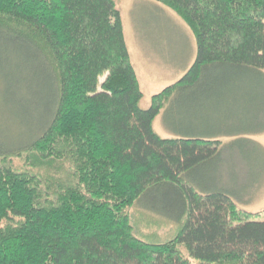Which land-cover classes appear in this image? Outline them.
Segmentation results:
<instances>
[{
  "label": "trees",
  "instance_id": "1",
  "mask_svg": "<svg viewBox=\"0 0 264 264\" xmlns=\"http://www.w3.org/2000/svg\"><path fill=\"white\" fill-rule=\"evenodd\" d=\"M151 1L188 24L197 51L143 110L113 0H0V67L46 95L30 135L0 142V264H264V220L210 188L220 137L184 128L221 87L245 82L223 100L249 110L236 137L264 134V0ZM166 104L172 139L152 125ZM25 154L37 172L6 165ZM135 206L178 226L175 238H136Z\"/></svg>",
  "mask_w": 264,
  "mask_h": 264
},
{
  "label": "rangeland",
  "instance_id": "2",
  "mask_svg": "<svg viewBox=\"0 0 264 264\" xmlns=\"http://www.w3.org/2000/svg\"><path fill=\"white\" fill-rule=\"evenodd\" d=\"M121 13L123 33L128 41L130 58L141 80L140 89L143 93L141 108L148 109L151 97L163 89L175 84L190 68L196 58L197 44L194 34L183 19L167 5L151 0H113ZM12 27L25 31L21 27ZM11 66V65H10ZM5 66L0 67V142L10 138L12 142L29 134L38 125L42 107L39 101L46 95L37 80L21 81L20 77L9 75ZM12 77V78H11ZM213 98L222 100L207 106L200 116V122L194 120L185 125L186 130L202 137H220L222 161L211 166L208 172L212 190L227 191L240 210L258 213L256 219L264 220V134L248 137H236L238 131L253 125L247 118L248 109L226 100L235 94L242 96L247 83L227 84L221 87ZM213 97V96H212ZM223 97L222 99H220ZM32 102V104H30ZM38 103V104H37ZM169 104L159 113L153 122L157 136L172 139L174 125L169 117ZM196 119V118H195ZM193 120V119H192ZM264 124V123H263ZM168 128V129H167ZM181 126L178 125L180 131ZM173 131V132H172ZM30 135V134H29ZM235 136V137H234ZM240 138L253 140L257 144H244L237 148L236 141ZM10 142V143H12ZM253 142V143H254ZM239 146V145H238ZM246 146V147H245ZM22 157L8 158L6 165L22 172L31 173L37 170ZM26 157V158H25ZM68 165H65L64 172ZM46 169L41 170L44 174ZM64 172H49L55 179L63 180ZM144 211V210H143ZM137 206L128 211L131 227L136 238L148 244H164L175 238L178 226L151 216Z\"/></svg>",
  "mask_w": 264,
  "mask_h": 264
},
{
  "label": "crops",
  "instance_id": "3",
  "mask_svg": "<svg viewBox=\"0 0 264 264\" xmlns=\"http://www.w3.org/2000/svg\"><path fill=\"white\" fill-rule=\"evenodd\" d=\"M122 25L124 26V28H125V25L123 24V22H122ZM126 41V40H125ZM126 46L128 47V41H126ZM128 52H129V47H128ZM129 55H130V53H129ZM132 58H131V62H132ZM133 69H135V67H133ZM135 71H136V75H137V79H138V81H139V84L141 85V80H140V78H139V74H138V72H137V70L135 69Z\"/></svg>",
  "mask_w": 264,
  "mask_h": 264
}]
</instances>
